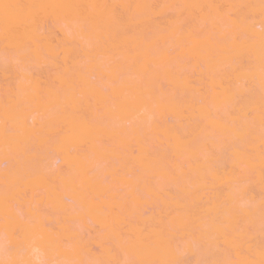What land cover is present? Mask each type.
<instances>
[{
	"label": "bare ground",
	"instance_id": "bare-ground-1",
	"mask_svg": "<svg viewBox=\"0 0 264 264\" xmlns=\"http://www.w3.org/2000/svg\"><path fill=\"white\" fill-rule=\"evenodd\" d=\"M0 264H264V0H0Z\"/></svg>",
	"mask_w": 264,
	"mask_h": 264
}]
</instances>
